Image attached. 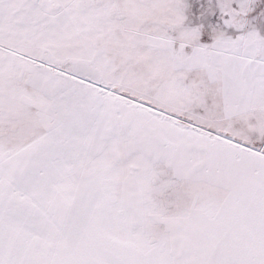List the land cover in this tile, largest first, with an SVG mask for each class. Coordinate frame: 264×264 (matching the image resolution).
Wrapping results in <instances>:
<instances>
[{"label":"snow or ice","instance_id":"obj_1","mask_svg":"<svg viewBox=\"0 0 264 264\" xmlns=\"http://www.w3.org/2000/svg\"><path fill=\"white\" fill-rule=\"evenodd\" d=\"M0 264H264V0H0Z\"/></svg>","mask_w":264,"mask_h":264}]
</instances>
